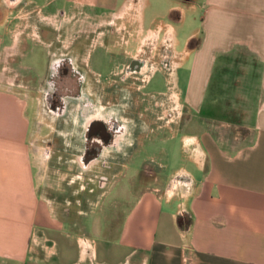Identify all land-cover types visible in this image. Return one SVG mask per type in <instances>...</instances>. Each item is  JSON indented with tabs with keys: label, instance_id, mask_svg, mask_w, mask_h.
I'll return each instance as SVG.
<instances>
[{
	"label": "crops",
	"instance_id": "1",
	"mask_svg": "<svg viewBox=\"0 0 264 264\" xmlns=\"http://www.w3.org/2000/svg\"><path fill=\"white\" fill-rule=\"evenodd\" d=\"M71 1L77 11H89L96 26L120 19L119 26L139 35L137 50L143 59L154 58V50L163 48L160 57L168 68L159 72L165 80L170 77L174 88L193 57L185 87L191 109L204 110L206 119L220 117L222 127L240 125V115L246 113L253 123L227 142L206 128L197 134L189 120L169 128L168 138L179 137L184 149L181 158L171 166L165 159L148 164L153 185L138 192L116 236H83L75 223L54 216L38 194L29 97L16 89L14 74L5 82L0 68V264H264V0ZM200 1L215 25L204 26L203 40L196 30L181 41L178 25L186 10H198ZM225 12L237 22L230 40L219 41L218 22ZM214 33L215 39L210 36ZM19 49L17 38L5 44L0 36V66ZM211 51L222 57V75L231 71L225 61L230 56L237 66L232 72L242 73L245 66L249 79L257 75V82L249 80L248 91L230 95L236 103L248 97L247 111L220 99L223 76L216 98L197 102L207 91L203 82L214 65L209 64ZM229 85L239 89L240 81L231 79ZM173 179L185 182L175 181L167 189Z\"/></svg>",
	"mask_w": 264,
	"mask_h": 264
},
{
	"label": "flooded vegetation",
	"instance_id": "2",
	"mask_svg": "<svg viewBox=\"0 0 264 264\" xmlns=\"http://www.w3.org/2000/svg\"><path fill=\"white\" fill-rule=\"evenodd\" d=\"M21 4L35 7L26 0H0V19ZM35 9L40 13V9ZM73 14H76L73 15L76 17L74 26L70 25L71 21L62 25L55 22L56 18L62 21L67 17L63 10L56 12L55 19L42 15L35 38L29 37V40L38 39V46L47 56L41 79V111L55 129L52 134L60 147L56 156L66 165L71 163L74 168L71 175L78 176V180L82 178L87 191L93 192L95 188L108 187L111 173L118 167L122 176L135 147L141 145L144 126L141 119L144 115H153V108L157 107L149 103L158 92L152 94L146 89L159 70L168 66L160 57L161 47L155 52L151 50L154 58L143 59L142 51L137 50L136 37L139 35L136 32L130 35L110 20L95 26L97 19L86 16L83 11ZM23 39L25 42L19 41V53L12 56L11 65H18L31 53V44L26 42V37ZM98 50L105 70L94 68L93 60ZM12 69L16 81L19 77L29 81L16 68ZM165 116L169 119L172 114L168 112ZM189 117L185 108H180L176 124H185ZM157 119L164 120L163 117ZM165 126L158 125L156 130L167 128ZM47 144L52 145V142ZM148 169L150 167L144 165L135 171L137 186L148 174ZM175 181L185 182L174 179L169 189Z\"/></svg>",
	"mask_w": 264,
	"mask_h": 264
},
{
	"label": "rangeland",
	"instance_id": "3",
	"mask_svg": "<svg viewBox=\"0 0 264 264\" xmlns=\"http://www.w3.org/2000/svg\"><path fill=\"white\" fill-rule=\"evenodd\" d=\"M26 1L27 3L31 1L34 2L37 8L40 9V13L36 12L35 7L32 5L24 7V5L21 4L14 9V11L4 14V17L0 19V35L5 39V44H8L13 38H17L18 42L20 40L25 42L23 38L26 37V42L31 44V53L25 60L20 61L18 65H11V57H9L8 63L1 64L0 68L3 69L1 73L3 72L5 74V82L13 77L12 68H16L19 73L29 78V81H26L19 77L15 84L17 85L16 89L18 91L27 94L31 105V141L34 152L33 157L37 167V191L39 196L49 202V211L54 216H58L65 220L68 219L75 223L76 228L79 229L81 235L94 236V233H97V238L100 236H116L125 214L135 202L138 192L142 188L153 185L152 178L144 175L142 181H140V184L137 186L135 182V171L149 163L157 165L162 159L167 160L168 166H171L174 163V159L178 160L181 158L184 154V151H182L184 149L180 146L179 137L174 140L168 138V129H174L178 126L176 123L178 121L180 108L184 107L186 112L191 113L189 114V121L192 129H196L193 130L194 132L200 134V132L206 128L217 139L222 140L223 142L231 141V139L235 138L239 132L240 136H242L245 131L243 130V127H247V125L253 123L252 114L246 113L245 115H240L242 121L240 125L222 127L219 123L222 121L220 120V117L217 121L208 118L206 119L204 117V110L201 112L198 108L197 111H195V109L189 107L185 98V87L188 86L187 75L193 62V57H191L185 62L184 67L182 68L181 73L185 74V78L179 81L177 87L174 88L175 83L171 81L169 76H167V80H165L160 73L156 74L151 80V83H149L146 90L152 94L158 92V94H155L153 101L149 103V105L152 106L154 104L157 107L153 108V115H144L141 119L144 123V126L142 127L143 133L141 134L142 143L135 147L136 151L131 160L123 168L124 173L122 176H120L121 168L118 167L117 170H114L111 173L109 178L110 184L108 187L103 190L95 188L93 192L87 191L85 182L81 181L82 178L78 180V176L71 175V170L74 169L72 168V164L70 163L69 165H66L63 161L58 160L56 156L60 147L56 143L52 134L55 129L41 111V79L45 72L47 56L44 50L38 46L36 42L38 39L29 40V37L35 38L36 30L39 27V21L42 18V15L52 16L50 18L55 19L54 15L56 12L58 10H63L66 12L67 17L62 21L56 18L55 22L62 25L65 21H71L70 25L74 26L76 17L73 18V15L76 14L73 13L76 12L77 9L72 8L73 5L71 4V0ZM206 8L207 6L205 3L200 1L198 10H186L183 23L178 25L181 41L182 39L184 40L185 36L192 35L196 30L201 31L198 38L203 40L205 37L204 26L209 27L215 25V23L210 22V14H205L204 10H206ZM83 14L92 18L87 9H84ZM92 19L95 18L93 17ZM95 22L97 23V21ZM234 22L232 21L230 13H222V19L218 22L217 30L219 41L230 40L231 26L233 24L235 26L237 20H234ZM96 23L95 26L97 25ZM117 25H122L121 21L117 22ZM202 27L203 31L201 29ZM24 32L25 35L23 34ZM210 36L215 39V33ZM100 52V50L97 51L93 60L94 68L99 71L106 69L105 65H103V57ZM2 56L3 55H1V57ZM208 57L209 64L213 63L214 65L211 68H208V71L210 70V75L205 76L203 82V85L207 86V91L202 97L197 99V102H202L204 104L208 101L214 100L217 94L216 89L221 88L222 83L220 80L223 76L225 78V91L222 93L223 98L220 99L228 100L229 103L231 102V106L236 109L247 111L250 108L249 105L251 103L249 102L248 97L244 96L241 101L239 100L236 103L235 101L232 102L230 95L234 90L242 92L248 91L249 80L257 82V75L249 79L250 72H247L245 66L240 67L243 70L242 73L232 72L237 68L236 64L233 62L232 56H230L231 58H229V60H225L228 63L227 67L231 71L222 75L220 69L221 66H219V63L222 62L220 53L217 55L215 52L211 51ZM207 77L208 81L206 79ZM234 78L235 80L237 79L240 81L239 89H235V87L229 85L231 79ZM179 92H182V94L177 96ZM213 105H215L214 101ZM202 107H205V105ZM168 112L172 114V117L169 119L165 116ZM157 117H163L164 120H158ZM225 117L227 118L228 116L225 115ZM172 121L173 123H169ZM166 123L169 124L167 125ZM161 124H165V127H167L165 128L166 130H163L162 135L158 134L159 132L156 130V126ZM183 125L184 124L181 126ZM46 126L50 128H47ZM147 128L149 129L147 130ZM152 128L153 132H151ZM48 141L52 142V145H48ZM150 169H148L149 174ZM166 174L170 175V171L167 170ZM172 181L167 184V189L171 186ZM78 182L79 185L77 184Z\"/></svg>",
	"mask_w": 264,
	"mask_h": 264
}]
</instances>
